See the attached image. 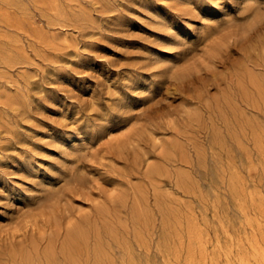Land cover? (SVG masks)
Masks as SVG:
<instances>
[{
    "label": "rangeland",
    "instance_id": "rangeland-1",
    "mask_svg": "<svg viewBox=\"0 0 264 264\" xmlns=\"http://www.w3.org/2000/svg\"><path fill=\"white\" fill-rule=\"evenodd\" d=\"M0 31V264L263 263L264 0H0Z\"/></svg>",
    "mask_w": 264,
    "mask_h": 264
},
{
    "label": "bare ground",
    "instance_id": "bare-ground-1",
    "mask_svg": "<svg viewBox=\"0 0 264 264\" xmlns=\"http://www.w3.org/2000/svg\"><path fill=\"white\" fill-rule=\"evenodd\" d=\"M34 3H35V2H34ZM12 5H13V4H12ZM60 13H61V12H60ZM23 16H24V15H23ZM87 17H88V16H87ZM63 18H64V17H63ZM67 18H68V17H67ZM13 22H14V21H13ZM16 23H17V22H16ZM0 32H1V31H0ZM41 34H42V33H41ZM9 35H10V34H9ZM17 35H18V34H17ZM2 36H3V34H2ZM2 36H1V37H2ZM10 36H11V35H10ZM14 37H15V36H14ZM5 39H6V38H5ZM3 40H4V39H3ZM55 40H56V39H55ZM8 41H9V39H8ZM14 42H15V41H14ZM17 42H18V41H17ZM56 42H57V41H56ZM15 44H17V43H15ZM49 44H50V43H49ZM11 45H12V44H11ZM54 47H55V46H54ZM57 47H58V46H57ZM4 51H5V50H4ZM8 56H9V55H8ZM2 61H3V60H2ZM14 61H15V60H14ZM16 62H17V61H16ZM3 63H4V62H3ZM136 74H137V73H136ZM16 88H17V87H16ZM10 97H11V96H10ZM12 97H13V96H12ZM12 99H14V98H12ZM248 100H250V99H248ZM252 101H253V100H252ZM15 102H16V100H15ZM236 103H237V102H236ZM256 103H257V102H256ZM16 104H17V103H16ZM220 106H221V105H220ZM207 115H209V114H207ZM235 116H236V115H235ZM74 120H75V119H74ZM119 127H120V126H119ZM239 130H240V129H239ZM46 133H47V132H46ZM230 133H231V132H230ZM127 141H128V140H127ZM221 142H222V141H221ZM134 143H135V142H134ZM85 144H86V143H85ZM139 144H140V142H139ZM159 144H160V143H159ZM136 146H137V145H136ZM158 147H159V146H158ZM138 148H140V147H138ZM127 149H128V148H127ZM131 149H132V147H131ZM156 149H158V148H156ZM145 152H147V151H145ZM145 155H148V154L145 153ZM3 157H4V156H3ZM102 159H103V158H102ZM191 177H192V176H191ZM191 181H192V180H191ZM141 192H142V191H141ZM40 213H41V212H40ZM196 216H197V215H196ZM183 217H184V216H183ZM43 218H44V217H43ZM44 220H45V219H44ZM42 221H43V220H42ZM43 222H44V221H43ZM249 228H250V227H249ZM45 230H46V229H45ZM42 233H43V232H42ZM254 233H255V232H254ZM147 235H148V234H147ZM71 238H72V237H71ZM81 240H82V239H81ZM258 240H259V239H258ZM252 241H254V240H252ZM252 241L250 240V242H252ZM248 242H249V240H248ZM250 242H249V246H251V245H250ZM254 243H255V242H254ZM254 243H253V245H254ZM257 243H259V242H257ZM93 244H94V242H93ZM38 245H39V244H38ZM147 245H148V244H147ZM255 245H256V244H255ZM255 245H254V247H255L254 250H257L258 248L256 249L257 246H255ZM259 245H260V244H259ZM259 245H258V246H259ZM261 246H262V245H261ZM96 247H97V246H95V248L93 249V251L96 249ZM186 248H187V247H186ZM97 249H98V248H97ZM97 249H96V251H98ZM263 249H264V248H263ZM263 249H262V250H263ZM99 250H100V249H99ZM94 252H95V251H94ZM94 252H93V253H94ZM98 252H99V251H98ZM257 252H258V251H257ZM260 252H261V251H260ZM96 253H97V252H96ZM250 253H251V252H250ZM98 254H99V253H98ZM98 254H97V255H98ZM253 254H254V253H253ZM262 255L264 256V254H262ZM87 256H89V255H87ZM243 256H244V255H243ZM250 256H251V255H250ZM256 256H257V255H256ZM263 256H261V259L263 258V260H264V257H263ZM245 257H246V256H245ZM253 257H254V256H253ZM37 258H38V257H37ZM95 258H96V257H95ZM240 259H241V258H240ZM248 259H249V258H248ZM37 260H38V259H37ZM93 260H94V259H93ZM255 260H256V259H255ZM263 260H262V261H263ZM242 261L245 263L244 259H243ZM22 262H23V260H22ZM95 262H96V260H95ZM107 262H108V261H107ZM252 263H253V262H252ZM263 263H264V261H263ZM263 263H262V264H263ZM23 264H24V263H23ZM29 264H30V263H29ZM43 264H44V263H43ZM71 264H80V261H79L77 258H75V257H71ZM96 264H98V263L96 262ZM108 264H109V263H108ZM239 264H240V263H239ZM245 264H246V263H245Z\"/></svg>",
    "mask_w": 264,
    "mask_h": 264
}]
</instances>
